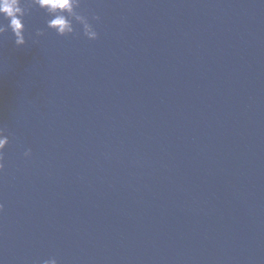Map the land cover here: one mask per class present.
<instances>
[{
	"label": "water",
	"instance_id": "obj_1",
	"mask_svg": "<svg viewBox=\"0 0 264 264\" xmlns=\"http://www.w3.org/2000/svg\"><path fill=\"white\" fill-rule=\"evenodd\" d=\"M80 10L0 35V264H264V0Z\"/></svg>",
	"mask_w": 264,
	"mask_h": 264
},
{
	"label": "clouds",
	"instance_id": "obj_2",
	"mask_svg": "<svg viewBox=\"0 0 264 264\" xmlns=\"http://www.w3.org/2000/svg\"><path fill=\"white\" fill-rule=\"evenodd\" d=\"M82 0H0V18L7 21L4 24L0 21V35L10 31L16 47H23L26 44L24 17L32 7L43 10L48 17L45 21L46 28L55 32L57 36L68 37L82 35L88 41L98 39L94 23H99L101 17L95 13L82 12ZM79 25L77 33L75 26ZM43 29H36L35 38L44 36ZM5 128L0 126V170L3 169V153L9 143V137L5 134ZM31 149H25L24 158L31 157ZM3 205L0 204V211ZM42 264H58L55 257H49L42 261Z\"/></svg>",
	"mask_w": 264,
	"mask_h": 264
}]
</instances>
